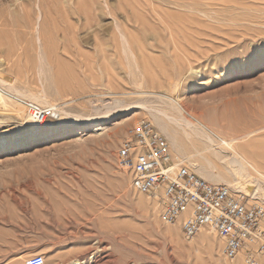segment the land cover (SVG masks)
Returning <instances> with one entry per match:
<instances>
[{"label":"rangeland","instance_id":"obj_1","mask_svg":"<svg viewBox=\"0 0 264 264\" xmlns=\"http://www.w3.org/2000/svg\"><path fill=\"white\" fill-rule=\"evenodd\" d=\"M172 6L157 8L170 17L186 10L216 29L181 39L186 46L175 49L158 22L143 16L129 44L112 36L110 25L74 44L51 25L44 32L36 7L31 26L20 0H0V79L8 77L12 89L0 83V264H25L38 254L44 264H264V253L253 263L225 259L210 228L186 238L178 223L165 224L156 204L132 189L117 157L129 128L145 119L166 138L172 159L196 175L194 165L207 163L206 135H240L238 148L253 146L263 159H251L264 173V0ZM28 96L62 111L59 119L32 125L15 100ZM159 115L176 120L168 122L176 146L154 122ZM95 124L104 129L89 131ZM69 127L80 133L60 135ZM255 176L240 178L241 187L252 181L246 190L264 205V181ZM203 233L212 244L201 242Z\"/></svg>","mask_w":264,"mask_h":264},{"label":"built area","instance_id":"obj_2","mask_svg":"<svg viewBox=\"0 0 264 264\" xmlns=\"http://www.w3.org/2000/svg\"><path fill=\"white\" fill-rule=\"evenodd\" d=\"M15 100L34 126L59 119L54 106ZM117 157L130 172L132 189L156 204L165 224L178 223L186 238L207 227L222 239L227 260L241 255L253 263L255 255L264 253V205L245 188L211 183L174 161L166 138L149 121L141 119L129 128ZM25 264H44V257L33 255Z\"/></svg>","mask_w":264,"mask_h":264},{"label":"bare ground","instance_id":"obj_3","mask_svg":"<svg viewBox=\"0 0 264 264\" xmlns=\"http://www.w3.org/2000/svg\"><path fill=\"white\" fill-rule=\"evenodd\" d=\"M141 1L142 2L140 3V0H138V5H137V3L134 2V0H116L115 4L110 3L109 0H20V7H21V11H23V14L27 18L26 20L27 24H30L31 26L34 25L35 23L34 9L36 7L37 12L40 15V25L44 32L49 27L48 25H51V29H53V32L62 35V37H65L66 39L67 37L73 39L74 44L77 41H80L82 39H87L90 36L97 38L98 33H101L102 31L108 29L109 25L112 36L119 39V41L121 40V42L126 41L129 44L130 41L137 36V34L139 36V31L144 26V22L142 19L143 16L144 18L148 16L149 18L154 19L158 22L157 23L158 28L160 27L161 29H164L166 31L171 43L170 46H172V48H175L177 46L179 47L180 45L184 47L186 41L184 43L183 40L180 41L181 39L184 38L186 39V37L192 35H194V37L198 39V35H200V33L197 34L198 32L205 31V29L207 28H209V30L216 29L212 27L205 28L206 26L205 27L202 26V24H200L201 21L196 19V17L187 18L186 16L188 15L185 13L186 10L184 12L177 11V14H173L175 15L174 17H170V15L166 16L165 13H163L164 9L160 7L157 8L158 5H165V6L174 5L177 8H181V6L185 7L187 5L192 4L194 0L193 1L192 0H141ZM109 16L111 17V19ZM222 20L224 21L226 20L227 22L234 23L232 22L233 20L230 19H222ZM159 30L157 29L155 30V32ZM6 79H8V77ZM6 79L5 78L4 80L0 79V83L9 90H12L9 87L10 85L9 82H7ZM14 91L16 92V90ZM33 96H28L27 97L28 100L30 98L31 100L37 102L42 106L48 104L45 99L43 98L38 99L37 98L38 96L37 97H33ZM4 101H6V96L0 90V102H4ZM47 106H49V104ZM57 111H59V109ZM157 112H159L160 114H165V112L162 110L161 111L158 110ZM163 116L164 115L153 116V120L161 130L169 133V138L171 140L172 145L176 146V143L178 142L176 141V138L172 134V132H170L171 130L169 129L168 126V122L173 123L176 122V120L172 118H167L168 119L167 120ZM70 120L80 121L78 123H82L81 120L83 119L76 116L73 117L71 115ZM82 124H78V125L81 126ZM102 129H104L102 124H95L91 126L89 131L97 132ZM79 133L80 131L78 128L69 127L63 130L60 133V135H62L63 137H69ZM49 134H51V132H49ZM35 135L39 137L40 133H35ZM247 135L249 134L246 132L245 136ZM238 136L237 137L234 136V137L239 138ZM243 136L241 135V138H243ZM234 137L233 139L231 138L228 139L226 137L225 138L223 137L216 140L213 137L206 135L205 139L207 141L208 146L204 150H209V153L207 155H204L203 159L207 163H199L194 165L193 169L195 170V172L199 176L203 177L204 179L212 183H224L236 190L240 189L241 184L243 183V181H240V178H242L243 176L248 177L250 174H254L264 181V173H262L260 169L257 167V165L254 164V162L252 161V159L254 158L256 159L259 158V160L261 161L263 159V156L260 153H256L254 149H252L253 146L249 148L247 147H241V149L238 148L237 146L239 144L237 143L238 140H236ZM182 160H185V158H183ZM216 169L218 171H216ZM226 176H229V178L227 179ZM256 176L255 178H257ZM248 181H245L246 183L245 189L249 188L247 187V184H249L250 182L252 183V181L250 180ZM257 193L258 194L260 193L259 189L255 190L254 195H256ZM248 195H250V193H248ZM250 196L254 197L252 194ZM259 196L262 195L259 194ZM261 198L262 199L259 200L264 203V195ZM200 240L201 242L212 244V238L208 233H203L202 235H200ZM78 264H80V262H78Z\"/></svg>","mask_w":264,"mask_h":264}]
</instances>
